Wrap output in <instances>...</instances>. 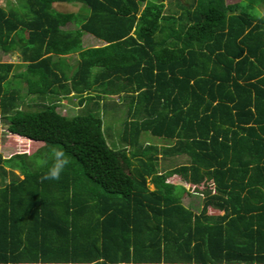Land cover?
Segmentation results:
<instances>
[{
	"label": "trees",
	"instance_id": "1",
	"mask_svg": "<svg viewBox=\"0 0 264 264\" xmlns=\"http://www.w3.org/2000/svg\"><path fill=\"white\" fill-rule=\"evenodd\" d=\"M257 5L264 0L0 7V53L18 56L0 62V119L6 134L41 143L30 155L0 156V264H264ZM85 34L101 45L83 47ZM70 55L72 64L60 59ZM22 77L39 99L34 110L21 109L29 106L11 87ZM112 96L126 108L118 145L107 144L101 115ZM69 97L77 110L62 114ZM141 134L172 143L141 144ZM49 146L70 157L58 181L41 179ZM171 179L202 196L195 211Z\"/></svg>",
	"mask_w": 264,
	"mask_h": 264
},
{
	"label": "rangeland",
	"instance_id": "2",
	"mask_svg": "<svg viewBox=\"0 0 264 264\" xmlns=\"http://www.w3.org/2000/svg\"><path fill=\"white\" fill-rule=\"evenodd\" d=\"M9 3L5 2V0H0V7H5L6 5H14V0H7ZM238 0H225L226 3H233ZM163 3H166V0H163ZM79 5H66V10L71 9V10H77V7ZM62 7V6H60ZM65 9V8H63ZM256 12L264 16V5H257L255 6ZM74 28L72 25L68 26V28ZM24 35V33H21ZM82 45L83 47H95V46H100L101 42L97 41L90 35H83L82 36ZM18 56L16 54H1L0 53V62H8V63H18ZM64 61H66L69 64L74 63L76 60L75 55H70L66 57L60 58ZM23 68V67H22ZM22 68H18L12 73L18 74V73H23ZM11 87L14 86L18 93L22 95V102L23 105L28 104L29 108H26L25 106H21V109H28V110H34L36 107L34 106V103L37 102L39 99L36 98L32 94H27L26 93V87L23 81V77L21 79H16V80H11ZM105 104L107 105L105 107L106 110H102V119L105 122V125L107 128H109L105 133V138L107 141V144L113 143L114 145H118V139L117 136L120 132V126L122 120L125 118V113H126V108L124 105L123 99H121L118 96H112L111 98L106 99L104 101ZM60 113L66 114V115H72L76 112L77 106H76V100L73 97H69L67 99H64L61 101L60 106L58 107ZM105 128V127H103ZM5 123L0 119V156L1 157H8L12 154L15 153H25L26 155H30L36 151L38 147L41 146V143L39 142H30L24 139H16V137L10 136L5 133ZM139 141L141 144H154V146L160 147L162 145H170L172 141H166L164 139H159L155 137H150L147 134H141ZM160 162V158H158V163ZM185 158L184 157H179L174 163L176 165L184 163ZM120 167L126 172H129V168L124 165L123 161H118ZM164 164L165 168H168L169 166V160H164L162 162ZM14 174L17 175L18 178H21V176L18 174L17 171H13ZM9 179L8 175L5 177V181ZM175 179V178H174ZM173 183V193L179 197L180 202L182 203L183 206L188 207L191 206L192 210H196V208L199 207L202 196L200 194H195L191 192V190L187 188L186 185L180 183L178 180H170ZM148 189H152L151 185H148ZM208 212L213 213L214 211L209 209Z\"/></svg>",
	"mask_w": 264,
	"mask_h": 264
},
{
	"label": "clouds",
	"instance_id": "3",
	"mask_svg": "<svg viewBox=\"0 0 264 264\" xmlns=\"http://www.w3.org/2000/svg\"><path fill=\"white\" fill-rule=\"evenodd\" d=\"M69 162L70 157L62 148L49 146L45 159L41 161L42 165L47 166V173L41 179L58 181Z\"/></svg>",
	"mask_w": 264,
	"mask_h": 264
},
{
	"label": "crops",
	"instance_id": "4",
	"mask_svg": "<svg viewBox=\"0 0 264 264\" xmlns=\"http://www.w3.org/2000/svg\"><path fill=\"white\" fill-rule=\"evenodd\" d=\"M98 41V40H97Z\"/></svg>",
	"mask_w": 264,
	"mask_h": 264
}]
</instances>
